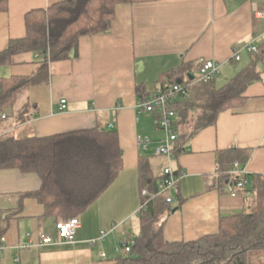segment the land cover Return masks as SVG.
Returning <instances> with one entry per match:
<instances>
[{
	"label": "crops",
	"instance_id": "1",
	"mask_svg": "<svg viewBox=\"0 0 264 264\" xmlns=\"http://www.w3.org/2000/svg\"><path fill=\"white\" fill-rule=\"evenodd\" d=\"M64 0H9L0 12V52L11 40L26 35V14L48 9ZM254 6L264 0H151L122 3L109 31L80 40L78 53L50 64L48 84L31 86L19 99L28 103L27 118L16 122L12 110L0 115V137H44L84 128L116 130L123 169L112 185L80 216L74 241L43 243L54 237L59 218L48 216L44 205L29 195L41 187L34 172L0 169V264H117L126 254L121 243L140 234L142 205L140 160L151 163L153 174H163L167 159L156 154L165 133L152 113L138 108L140 95L160 90L163 73L182 64L214 60L222 86L248 66L252 52L246 45H264V20L254 17ZM241 46V59H233ZM246 61L244 66L236 63ZM39 64L28 62L0 68V76H27ZM260 78L248 85L246 103L222 112L216 124L196 133L172 167L183 174L175 187L182 199L168 217L164 234L169 241H194L219 232L220 218L247 209L262 186L251 182L232 195L219 188L223 170L220 153L235 149L248 156L238 160L246 175L264 180V58ZM221 82V84H219ZM67 106L61 110V101ZM3 115H6L3 117ZM149 137L147 148L139 139ZM224 165L231 166L224 158ZM233 169V168H232ZM159 171V172H158ZM264 182V181H263ZM257 186V185H255ZM173 194V192H172ZM174 193L173 204L178 198ZM249 197V198H248ZM250 209V208H249ZM104 233V235L102 234ZM2 237L6 241L2 242Z\"/></svg>",
	"mask_w": 264,
	"mask_h": 264
},
{
	"label": "trees",
	"instance_id": "2",
	"mask_svg": "<svg viewBox=\"0 0 264 264\" xmlns=\"http://www.w3.org/2000/svg\"><path fill=\"white\" fill-rule=\"evenodd\" d=\"M151 0H64L48 9H36L26 14V35L11 40L0 52V68L22 63L39 64L31 75L0 76V115L12 110L15 121L27 118L28 103L18 108L19 99L34 85L48 84L50 64L78 53L84 36L110 30L116 16V7L122 3ZM9 0H0V12L8 9ZM264 58V45L252 52L251 63L222 86L208 81L191 80L193 64H182L162 74L160 88L190 82L187 94L173 103L176 111L178 138L174 147L177 156L186 150V143L200 130L216 124L219 115L229 109L242 107L249 84L260 78L257 67ZM198 69L201 63L196 65ZM196 77V74H195ZM146 94L142 93L140 99ZM150 96V95H148ZM147 96V97H148ZM223 151L220 157L223 170L219 188L243 181L241 187L254 182L262 186L260 207L222 215L219 232L194 241H169L164 226L177 207L168 202V193H159L164 178L153 174L151 163L140 160L142 188L149 194L142 197L138 211L140 234L131 239V251L121 256L117 264H264V180L260 175H231L234 161L245 164L248 156L239 152ZM224 158L231 166L224 165ZM18 168L34 172L41 179V187L29 195L45 207V213L55 218L68 219L85 212L112 185L121 170L123 159L119 134L116 130L84 128L44 137H0V169ZM179 173L178 170H176ZM257 185V186H255Z\"/></svg>",
	"mask_w": 264,
	"mask_h": 264
},
{
	"label": "built area",
	"instance_id": "3",
	"mask_svg": "<svg viewBox=\"0 0 264 264\" xmlns=\"http://www.w3.org/2000/svg\"><path fill=\"white\" fill-rule=\"evenodd\" d=\"M254 17L258 21L264 20V8L254 6ZM241 46L234 48L233 59L239 61L241 59ZM250 52H256L259 50V46L256 44H250L244 46ZM220 74V65L214 60H205L201 62L197 76L194 78L195 81H208ZM191 85L190 82L174 84L166 86L164 89L154 91L150 96L140 99L138 102V108L141 111L152 113L155 116V124L159 129H162L165 133V138L161 141L157 147L156 154L163 156L167 159V165L164 167L163 175L159 193H168V202L174 200L172 191L175 189L183 174L177 173L172 167L174 159V147L178 138V132L176 130V111L173 109V103L177 101L181 96L187 94L188 87ZM67 100L61 101V110L66 108ZM6 115H3L5 117ZM151 142L149 137L140 138L139 145L147 148L148 143ZM230 174H246L244 169L240 167L239 163L234 164V168L230 170ZM243 181H238L236 184L229 183L226 185L225 190L232 194H236V189L241 187ZM149 194L147 189L142 191V195L146 196ZM141 208V207H140ZM1 215V212H0ZM81 225L80 216L71 217L68 219L59 218L56 222V234L52 236H44L42 239L43 243L61 242V241H74L78 228ZM104 235V233H102ZM6 241V237H2V242ZM121 247L125 253L131 251L132 241L130 239H124L121 243ZM4 248V245L0 244V251Z\"/></svg>",
	"mask_w": 264,
	"mask_h": 264
},
{
	"label": "rangeland",
	"instance_id": "4",
	"mask_svg": "<svg viewBox=\"0 0 264 264\" xmlns=\"http://www.w3.org/2000/svg\"><path fill=\"white\" fill-rule=\"evenodd\" d=\"M246 62V61H245ZM245 62L244 61H242V62H239V63H236V64H238V65H240L241 64V67H243L244 66V64H245ZM194 73H196V71L194 72ZM219 84H221V82H219ZM159 172V171H158ZM260 194L261 193H257V195L256 196H254V197H256V199L255 200H250V199H246V202H245V204H246V206L248 207V208H250V210H256V209H258L259 207H260ZM249 198V197H248ZM262 204L263 205H261V207H263L264 206V201H262Z\"/></svg>",
	"mask_w": 264,
	"mask_h": 264
},
{
	"label": "water",
	"instance_id": "5",
	"mask_svg": "<svg viewBox=\"0 0 264 264\" xmlns=\"http://www.w3.org/2000/svg\"><path fill=\"white\" fill-rule=\"evenodd\" d=\"M194 78H195V75L191 73L190 79L194 80Z\"/></svg>",
	"mask_w": 264,
	"mask_h": 264
}]
</instances>
